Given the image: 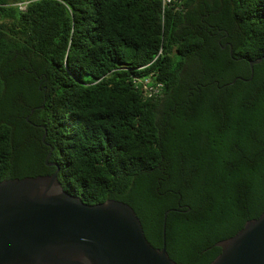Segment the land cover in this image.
Here are the masks:
<instances>
[{
	"label": "trees",
	"instance_id": "trees-1",
	"mask_svg": "<svg viewBox=\"0 0 264 264\" xmlns=\"http://www.w3.org/2000/svg\"><path fill=\"white\" fill-rule=\"evenodd\" d=\"M263 57L264 0H0V181L59 170L156 249L170 211L171 259L211 264L264 214Z\"/></svg>",
	"mask_w": 264,
	"mask_h": 264
},
{
	"label": "water",
	"instance_id": "water-1",
	"mask_svg": "<svg viewBox=\"0 0 264 264\" xmlns=\"http://www.w3.org/2000/svg\"><path fill=\"white\" fill-rule=\"evenodd\" d=\"M263 60L250 62L252 72ZM169 213L156 249L130 205L86 204L64 190L59 170L0 181V264H177L167 251ZM217 246L211 264H264V214Z\"/></svg>",
	"mask_w": 264,
	"mask_h": 264
},
{
	"label": "built area",
	"instance_id": "built-area-1",
	"mask_svg": "<svg viewBox=\"0 0 264 264\" xmlns=\"http://www.w3.org/2000/svg\"><path fill=\"white\" fill-rule=\"evenodd\" d=\"M171 2V0H164V4ZM28 3H20L18 7L20 10L25 11ZM135 85L138 89H142L144 96L147 99L159 98L163 95L164 85L162 83L153 82L152 77H146L144 79L136 78Z\"/></svg>",
	"mask_w": 264,
	"mask_h": 264
}]
</instances>
